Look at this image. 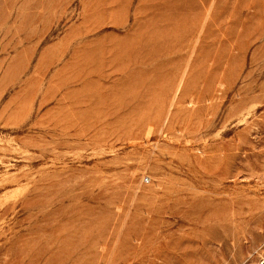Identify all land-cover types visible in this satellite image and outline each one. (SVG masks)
I'll return each instance as SVG.
<instances>
[{
  "label": "rangeland",
  "instance_id": "rangeland-1",
  "mask_svg": "<svg viewBox=\"0 0 264 264\" xmlns=\"http://www.w3.org/2000/svg\"><path fill=\"white\" fill-rule=\"evenodd\" d=\"M162 263L264 264V0H0V264Z\"/></svg>",
  "mask_w": 264,
  "mask_h": 264
},
{
  "label": "bare ground",
  "instance_id": "bare-ground-1",
  "mask_svg": "<svg viewBox=\"0 0 264 264\" xmlns=\"http://www.w3.org/2000/svg\"><path fill=\"white\" fill-rule=\"evenodd\" d=\"M34 2V1H33ZM25 8V7H24ZM35 8V7H34ZM16 13V12H15ZM49 19V18H48ZM55 19V18H54ZM98 20V19H97ZM45 21V20H44ZM47 22V21H46ZM13 40V39H12ZM20 43V42H19ZM56 51V50H55ZM85 52V51H84ZM56 54V53H55ZM79 55V54H78ZM89 57V56H88ZM105 60V59H104ZM79 62V61H78ZM87 63V62H86ZM185 157V156H184ZM186 176H188V175H186ZM184 178V177H183ZM193 178H195V177H193ZM196 179V178H195ZM181 180V179H180ZM193 180V179H192ZM200 181V180H199ZM202 181V180H201ZM209 181V180H208ZM179 182V181H178ZM181 182V184H182V181H180ZM192 182V181H191ZM203 182V181H202ZM174 184V183H173ZM176 184V183H175ZM179 184V183H178ZM185 184H186V182H185ZM193 184V183H192ZM200 184V183H199ZM187 185H189V183L187 184ZM197 185V184H196ZM192 186V185H191ZM180 187V186H179ZM187 186H185V188H186ZM189 187V186H188ZM187 187V188H188ZM166 188V187H165ZM183 188H184V186H183ZM192 188V187H191ZM196 188V187H195ZM168 190V189H167ZM170 190V189H169ZM182 190H184V189H182ZM153 191V190H152ZM150 192V191H149ZM169 192H172V193H170V194H172L171 196H177L178 194H179V192L180 191H178V187H177V189H174L173 191H168V193ZM190 192V191H189ZM153 193V192H152ZM156 193V192H155ZM195 193V192H194ZM201 193V192H200ZM192 195V194H191ZM199 197V196H198ZM201 197V196H200ZM209 197V196H208ZM159 198V197H158ZM167 198V197H166ZM171 198V197H170ZM170 198H169V200H170ZM194 198H196V197H194ZM161 199H163V198H161ZM160 199V200H161ZM196 199H198V198H196ZM200 199V198H199ZM206 199V198H205ZM168 200V199H167ZM171 200L173 201V199L171 198ZM208 200V199H207ZM165 201V200H164ZM172 201H170V202H172ZM192 201V200H191ZM221 201V200H220ZM168 202V201H167ZM177 202H180V200L179 201H177ZM207 202V201H206ZM184 203H186V201L184 202ZM183 202H182V204H184ZM213 203V202H212ZM171 204V203H170ZM212 205V204H211ZM152 206V205H151ZM159 206V205H158ZM181 206V205H180ZM176 207V206H175ZM174 207V208H175ZM184 207L186 208L187 207V205L185 206V204H184ZM190 207V206H189ZM178 208V207H177ZM214 208V207H213ZM180 209V208H179ZM184 210V209H183ZM193 210V209H192ZM207 210H209V209H207ZM197 211V210H196ZM210 211V210H209ZM191 212V211H190ZM204 212V211H203ZM203 212H201L202 214H203ZM205 212H206V210H205ZM204 212V213H205ZM183 213V212H182ZM207 213H208V211H207ZM174 214V213H173ZM180 214V213H179ZM187 214V213H186ZM182 215V214H181ZM180 215V216H181ZM197 215V214H196ZM212 215H213V213H212ZM202 216V215H201ZM211 216V215H210ZM177 217V216H176ZM205 217V216H204ZM207 217V216H206ZM201 218V217H200ZM202 220V219H201ZM195 221H196V219H195ZM199 222H201L200 220H199ZM198 224V223H197ZM149 225V224H148ZM160 225V224H159ZM133 230V229H132ZM148 230V229H147ZM134 231H135V229H134ZM144 231H146V230H144ZM156 231V230H155ZM202 231V230H201ZM153 233V232H152ZM157 233H159V232H157ZM196 234V233H195ZM157 236V234L155 235V237ZM128 237V236H127ZM153 237V236H152ZM202 238H203V236H201ZM201 237L199 236V238H200V241L202 240L201 239ZM157 239H159V238H157ZM185 240V239H184ZM192 240V239H191ZM154 242V241H153ZM153 242H152V244H153ZM181 242H182V240H181ZM188 242V241H187ZM179 243V242H178ZM185 243V242H184ZM145 244V243H144ZM156 244V243H155ZM182 244V243H181ZM141 246V245H140ZM152 246V245H151ZM150 246V247H151ZM176 246V245H175ZM174 246V247H175ZM180 246V245H179ZM168 247V246H167ZM171 247V246H170ZM178 247V246H177ZM183 247H184V245H183ZM152 248V247H151ZM150 248V249H151ZM157 247H155V249H156ZM159 248V247H158ZM161 248V247H160ZM155 249H154V252H155ZM167 249V248H166ZM166 249H164V250H166ZM196 249V248H195ZM159 250V249H158ZM168 250V249H167ZM197 250V249H196ZM195 250V251H196ZM180 251V250H179ZM195 251H193V252H195ZM186 252V251H185ZM161 253V252H160ZM144 254V253H143ZM158 254H159V252H158ZM179 254V253H178ZM193 254V253H192ZM142 256V255H141ZM140 256V257H141ZM144 256V255H143ZM183 256H185V255H183ZM158 257V256H157ZM151 258V257H150ZM156 258V257H155ZM161 258V257H160ZM166 259H167V257H165ZM175 258V257H174ZM141 259V258H140ZM139 259V260H140ZM170 260V259H169ZM131 261V260H130ZM146 262V261H145ZM168 262V261H167ZM171 262V261H170ZM143 263V262H142ZM147 263V262H146ZM153 263V262H152ZM162 264H164V263H162ZM175 264V263H174ZM179 264V263H178Z\"/></svg>",
  "mask_w": 264,
  "mask_h": 264
}]
</instances>
